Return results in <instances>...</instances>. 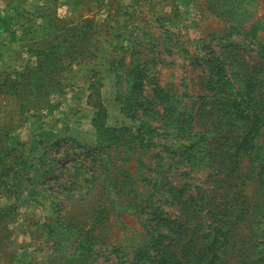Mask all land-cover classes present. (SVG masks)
I'll return each mask as SVG.
<instances>
[{
    "label": "rangeland",
    "instance_id": "obj_1",
    "mask_svg": "<svg viewBox=\"0 0 264 264\" xmlns=\"http://www.w3.org/2000/svg\"><path fill=\"white\" fill-rule=\"evenodd\" d=\"M0 264H264V0H0Z\"/></svg>",
    "mask_w": 264,
    "mask_h": 264
},
{
    "label": "trees",
    "instance_id": "obj_2",
    "mask_svg": "<svg viewBox=\"0 0 264 264\" xmlns=\"http://www.w3.org/2000/svg\"><path fill=\"white\" fill-rule=\"evenodd\" d=\"M77 13V10H76V8H74L73 7V10L71 11V15L73 16V18L76 20L78 17H79V15L78 14H76ZM77 21V20H76ZM133 68V67H135V66H130V68ZM221 66H216V69H217V71L219 72L220 71V68ZM133 69H135V68H133ZM144 82H143V80L142 79H140L139 80V82H138V86H137V88H138V90H139V92L142 94V92H143V86H144V84H143ZM160 85L158 84V82L156 81L155 82V95L158 97V98H160V99H162V100H166L163 96H160V94H159V92H160ZM102 115V114H101ZM143 120V119H142ZM148 142V138H147V141H146V143ZM160 208L159 207H154L153 208V210H159ZM138 212H144V209L143 208H140L139 210H138ZM152 213V210H149V212L147 213L148 214V216L150 215ZM140 214V213H139ZM145 219H147V220H149L150 221V218H148V217H146Z\"/></svg>",
    "mask_w": 264,
    "mask_h": 264
}]
</instances>
